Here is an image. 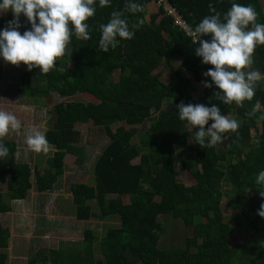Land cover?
<instances>
[{"label":"trees","instance_id":"obj_1","mask_svg":"<svg viewBox=\"0 0 264 264\" xmlns=\"http://www.w3.org/2000/svg\"><path fill=\"white\" fill-rule=\"evenodd\" d=\"M153 1L132 0L142 6V11L126 12L123 17L134 32L133 38L117 37L115 49L105 53L99 48V26L110 21L113 11H123L128 0H109V6L103 8L96 0L95 15L86 22L90 40L73 34L68 44L69 56L58 58L49 73L34 68L20 75L17 92L27 98L89 95L98 102L55 104L53 127L44 132L55 152L47 160L44 173L36 169L35 183L31 166L17 161V143L6 137L0 140L9 149L8 156L0 158V180L6 179L7 187L6 193L0 191V264L8 261L4 251L10 239L2 216L12 211L11 202L27 199L34 186L40 193L54 190L57 180L65 174L67 155L75 156L80 165L84 163L86 152L78 145L80 133L76 126L88 123L103 128L110 142L95 161L94 184L71 185L76 218L84 222L118 217L121 226L108 230L101 240L87 230L82 242L61 243L57 250L36 253L28 264H264V218L258 215L264 203L258 190L264 188L255 183V177L264 171V119H260L264 116V80L256 83L251 101L237 106L226 105L215 97L220 90L209 77L213 86L206 88L196 103L190 75L204 82V74L213 66L202 62L195 52L200 45L177 28L162 9L146 19L148 5ZM169 1L193 29L204 17L214 15L210 4L222 21L233 3L252 5L258 14L256 22L264 24L262 0ZM14 19L12 12L0 18V32ZM139 20L143 24L133 29ZM20 24L21 34L31 30V23L23 15ZM70 27L74 32V26ZM201 39L211 42L212 37ZM177 59L181 63L175 69ZM160 68L173 71L169 83L162 80L160 73L156 74ZM251 70H258L264 77V45L256 47L253 64L246 71ZM118 72L119 79L115 81ZM257 101L260 110L253 112ZM181 103L206 107L215 104L223 115L236 113L239 128L222 134L218 146L201 148L195 140L197 129L179 119L177 106ZM147 122L151 129L141 135L122 126L112 130L113 125L120 123L133 127ZM212 123L209 121L208 127ZM135 139L139 141L134 143ZM187 147L190 153L183 156ZM180 166L193 176L192 185L180 180ZM226 184L233 189L231 207L241 212L254 231L248 244L231 245L236 229L223 212ZM124 197L130 201L125 203ZM92 201L98 210L89 205ZM167 215L194 228L195 236L187 238L185 249L162 248L165 229L160 217ZM204 217L207 220L200 222ZM237 226H243V222L238 220ZM96 245L100 257L95 254Z\"/></svg>","mask_w":264,"mask_h":264},{"label":"clouds","instance_id":"obj_2","mask_svg":"<svg viewBox=\"0 0 264 264\" xmlns=\"http://www.w3.org/2000/svg\"><path fill=\"white\" fill-rule=\"evenodd\" d=\"M95 3L96 0H2L0 14L10 11L15 19L0 32V56L14 66L23 64L29 71L36 68L44 74L49 73L56 67L57 59L65 55L73 34L78 39H91L86 22L95 15ZM99 5L101 8L109 6V0H99ZM209 9L214 15L204 17L190 33L192 42L200 45L195 49L196 55L205 65L213 66L205 76L210 77L220 90L215 97L226 105L243 106L244 101L253 99L255 85L262 79L258 70H246L253 64L256 47L264 45V24L256 22L258 14L252 5L233 3L223 21L215 7L210 4ZM140 11L142 6L132 0H128L123 11H113L110 21L99 26L100 50L107 53L110 48L115 49L117 37L132 39L134 32L123 17L126 12L135 14ZM22 15L31 23V30L23 34L18 30ZM142 24L143 20H139L132 28L137 29ZM70 25L74 26V32ZM207 35L212 37L211 42L201 39ZM212 86V83L204 84L209 89ZM177 107L179 119L197 129L195 140L201 148L215 146L222 142V134L236 132L239 128L238 122L223 115L215 104L206 107L204 104L181 103ZM260 107L257 101L253 112L259 111ZM209 121L213 122L210 127ZM20 129L21 122L15 114L0 110V140ZM206 138H209L207 144ZM25 144L35 153H47L50 148L44 132L35 127L25 133ZM8 154L9 149L0 143V158H6ZM255 183L264 188V171L258 173ZM258 191L264 199V190ZM258 215L264 218V203L260 205Z\"/></svg>","mask_w":264,"mask_h":264},{"label":"rangeland","instance_id":"obj_3","mask_svg":"<svg viewBox=\"0 0 264 264\" xmlns=\"http://www.w3.org/2000/svg\"><path fill=\"white\" fill-rule=\"evenodd\" d=\"M263 4H264V0ZM154 11L151 8L148 11L147 20ZM9 12L0 14V18L6 17ZM69 45L66 49V56H69ZM67 62L69 58L67 57ZM181 59L175 62V69L180 65ZM70 64V63H69ZM28 68L26 65L14 66L4 61L0 56V110L12 112L21 122V129L18 132H10L6 137L13 140L18 145L17 161L28 163L33 170V182L35 183V171L42 173L46 170L47 160L54 154L55 149L49 148L47 153H35L27 149L25 144V133L35 127L46 132L53 127L54 116L52 109L58 102L82 101L98 102L89 95H78L74 98H60L56 95L49 100L30 99L18 94L17 86L20 75ZM162 75V80L169 83L173 71L168 68H160L156 74ZM205 75V74H204ZM194 82L196 92L193 97L196 103H199L204 96L205 82H209V77L205 76L204 82H198L194 76L190 75ZM115 81L119 79V72L114 75ZM264 77L262 76V79ZM231 119H239L236 113L229 116ZM135 129L141 135L151 129L150 122L144 125L129 126L120 123L112 126L115 132L119 127ZM192 129V127H190ZM76 129L80 133L78 145L85 149V161L82 165L78 164L76 157L67 155L65 159V174L56 182V187L52 191L40 193L35 186L30 190L27 199L11 202L12 211L2 216V223L5 229L9 230V246L4 253L8 256L6 264H28L36 253H48L57 250L61 243H79L84 239V233L87 230L94 232L100 240L110 229H117L121 226L118 217L107 218L104 220L90 219L88 221H77L75 207L73 205V194L71 185L74 183L94 184V165L95 161L104 148L109 144L110 139L103 128L96 127L93 123L79 124ZM257 132L253 131L256 137ZM139 141L135 139L136 143ZM219 143L216 145L218 146ZM190 153L187 147L183 156ZM139 161H136L138 163ZM180 180L188 185L194 183L191 173L180 166ZM6 179L0 180V191L6 193ZM233 189L231 184H226L224 189V198L222 201L223 212L226 221L235 227L236 234L231 237V245L248 244L254 231L250 228L247 220L241 215V212L232 208L230 198ZM125 203L130 201L129 197L122 198ZM94 209L98 210L94 201L89 202ZM164 226L162 235V248L168 251L180 250L186 248L187 238L195 236L193 227H186L182 220L173 219L171 215L160 217ZM206 217L200 218V222H205ZM241 220L243 226H237V221ZM264 243V238L262 239ZM95 254L99 256V247L95 246Z\"/></svg>","mask_w":264,"mask_h":264},{"label":"built area","instance_id":"obj_4","mask_svg":"<svg viewBox=\"0 0 264 264\" xmlns=\"http://www.w3.org/2000/svg\"><path fill=\"white\" fill-rule=\"evenodd\" d=\"M155 4H157L159 9H163L165 15L174 22L176 27L180 28L189 37H192L190 33L194 30L193 27L169 0H155Z\"/></svg>","mask_w":264,"mask_h":264},{"label":"crops","instance_id":"obj_5","mask_svg":"<svg viewBox=\"0 0 264 264\" xmlns=\"http://www.w3.org/2000/svg\"><path fill=\"white\" fill-rule=\"evenodd\" d=\"M151 8V10L154 11L153 14H156V13H159L161 10L158 8L157 4L153 2H151L149 5H148V8H147V12L149 11V9ZM10 13V11H9ZM8 16V15H7ZM3 18V17H2ZM5 18V17H4Z\"/></svg>","mask_w":264,"mask_h":264}]
</instances>
